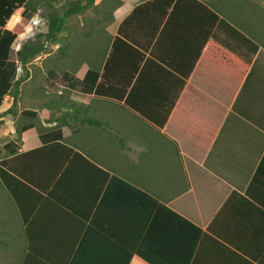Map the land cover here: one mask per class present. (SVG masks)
Segmentation results:
<instances>
[{
  "label": "crops",
  "instance_id": "0c3cea01",
  "mask_svg": "<svg viewBox=\"0 0 264 264\" xmlns=\"http://www.w3.org/2000/svg\"><path fill=\"white\" fill-rule=\"evenodd\" d=\"M143 1L134 49L121 35L109 58L119 23ZM169 1L105 0L111 36L70 73L101 72L108 59L106 90L44 87L70 95L17 111L61 134L41 146L27 122L21 143L6 141L31 152L15 168L44 188L25 223L4 190L19 223L7 233L15 247L22 240L16 264H264V45L227 18L243 0ZM218 17L258 44L244 72L246 50L225 28L212 36ZM1 255L5 264V243Z\"/></svg>",
  "mask_w": 264,
  "mask_h": 264
},
{
  "label": "rangeland",
  "instance_id": "374dc122",
  "mask_svg": "<svg viewBox=\"0 0 264 264\" xmlns=\"http://www.w3.org/2000/svg\"><path fill=\"white\" fill-rule=\"evenodd\" d=\"M62 1V2H60ZM50 2L52 6L58 7L64 0ZM105 0H101L99 4L92 8H88L77 15H71L65 18V25L62 31L57 34V42L45 41L43 36L37 37V34L44 33L46 30L47 18L46 13L51 8L46 5L35 3V0L30 1V10L26 13L24 21L25 25L17 37L11 44L9 58H15V51L26 40L42 42V50L33 58H31L24 67L18 66L17 77L18 86L12 87L8 95L4 99L10 100L11 95H14V104L10 111H4L0 108V145L9 139L20 141L22 131L19 127L27 122L32 125V131L39 133L50 126L42 120L41 115L35 118L24 117L18 114V110H24L25 107H34L35 104H40L43 108L61 105V96L70 95L66 88L60 86L58 93L51 94L45 90L43 86V76L48 68H53L58 72L63 70L74 73L79 67L90 65L91 51H98V48L105 44L111 36V26L107 20H104L100 11L103 8ZM99 2V0H96ZM242 5L244 12L240 14H228L227 18L234 23L239 24L245 32L249 33L262 46L264 45V0H243ZM32 7L34 9L32 10ZM39 14L41 22L34 26L33 35L25 40H20L18 37L24 32L25 27L29 24L32 17ZM107 19V18H105ZM7 22V21H6ZM17 22L8 25L11 28ZM108 23V24H107ZM6 25V24H5ZM89 53V55H87ZM84 54H86L84 56ZM9 98V99H8ZM9 102V101H7ZM4 103V102H2ZM10 114V116H7ZM54 116V114H53ZM58 116V115H55ZM11 119L12 121H9ZM55 119V118H54ZM55 125H57L55 123ZM52 127V126H51ZM12 137V138H11ZM2 154L0 157H2ZM5 215V216H4ZM5 217V242L1 234V225ZM7 222V223H6ZM7 227L18 230V219L16 211L12 205L10 198L0 185V264L1 249L5 243V264H16L18 248L21 244V237H17L16 247L12 233H7ZM11 232H14V231Z\"/></svg>",
  "mask_w": 264,
  "mask_h": 264
},
{
  "label": "trees",
  "instance_id": "16d2710c",
  "mask_svg": "<svg viewBox=\"0 0 264 264\" xmlns=\"http://www.w3.org/2000/svg\"><path fill=\"white\" fill-rule=\"evenodd\" d=\"M30 1L31 0H0V103L3 97L10 92V89L12 87L16 88L18 86V66L24 67L25 64L31 58L36 56L43 48L42 42H39L38 40H26L15 51V58H9L11 44L17 37V35L22 32V29L25 25L24 18L26 13L30 10ZM54 1L60 0H35V3L46 5L48 8H51V10H48L46 13L47 24L45 32L37 34V37L43 36L45 41L50 40L51 42H57L56 37L58 32L62 31V29L64 28L65 18L73 14H78L80 11L85 8L91 7V5L93 4V0H64L63 3L60 4V6L55 8L50 3ZM194 2L197 1L194 0ZM167 3H170V1L167 0ZM197 4L202 5L199 2ZM20 6H24L25 8V11L22 13L21 21L14 24L9 29L5 28L4 26L9 21L10 17H12L13 12ZM144 6V1L137 4L119 23L116 34L111 42L109 58L112 55V51L114 50L116 42L121 41V35L127 42L125 43L126 47L128 48L127 54L129 53L130 49H134L129 45L130 43H137L133 33L134 27L131 25V23L134 21V18H136V15L140 12V10H143ZM33 9L34 7H32V10ZM212 18L214 20V14H212ZM128 26L131 27L129 33L127 30ZM222 28H225L227 30L226 32H222L225 36L224 39L228 41L229 39L234 40V49H238V52L246 50L247 60L244 64V72L246 70L247 64L251 61L255 51L257 50L258 44L252 38L250 39L246 37L238 29L230 25L221 17H218V22L213 29L212 36L214 38L217 37L215 32L218 31L220 33ZM230 44L232 45L231 42ZM228 47L229 49H232L231 46ZM108 64L110 65L107 59V61L105 60L104 62L101 72L93 68H87L81 78H76L70 72L65 70L58 72L55 69H48L43 77V84L44 87L50 91H54L58 87V85H63L70 89H76L80 93L97 94L98 92L100 93L106 90L105 87L108 86ZM236 85L237 82L235 86ZM13 103L14 97L12 96L11 105ZM26 112L32 113V115H30L31 117L35 116L34 111L26 110ZM21 113L22 115H24V111ZM60 134V129L56 127L48 131L38 133L36 140L41 146H44L51 142H57L60 139ZM15 148L16 145L13 141H8L0 145V155L6 152V155L0 157V185L11 197V200L13 201L20 214L19 216L22 223H25L28 219L27 216L34 211V206L31 204L34 200V197L38 194L41 195V192L44 191V188L42 186L36 185L35 183L31 184V180L28 174L20 173V170H17L15 168L16 161L21 160V158H23V160H28L24 158H28V154H31L29 150H26L22 153H17ZM73 154L80 156L76 152H73ZM23 164L24 167L26 164ZM29 191L32 193H29ZM24 206L26 208V212H24ZM24 233L25 235H27V237H30V233L27 229H24Z\"/></svg>",
  "mask_w": 264,
  "mask_h": 264
},
{
  "label": "clouds",
  "instance_id": "9594fccd",
  "mask_svg": "<svg viewBox=\"0 0 264 264\" xmlns=\"http://www.w3.org/2000/svg\"><path fill=\"white\" fill-rule=\"evenodd\" d=\"M25 11L24 6H20L19 8H17L13 14L12 17L10 18V22L11 20H15L17 23H19L22 19V13ZM41 22V19L39 17V14L37 13L36 15H34L31 19V21L29 22V24L25 27V30L23 33H21V35L18 37V39L20 40H25L28 37H30L31 35H33V28L36 25H39Z\"/></svg>",
  "mask_w": 264,
  "mask_h": 264
}]
</instances>
